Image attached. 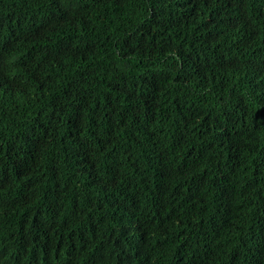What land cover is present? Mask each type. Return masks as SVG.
Here are the masks:
<instances>
[{"label":"trees","instance_id":"trees-1","mask_svg":"<svg viewBox=\"0 0 264 264\" xmlns=\"http://www.w3.org/2000/svg\"><path fill=\"white\" fill-rule=\"evenodd\" d=\"M0 264H264V0H0Z\"/></svg>","mask_w":264,"mask_h":264}]
</instances>
